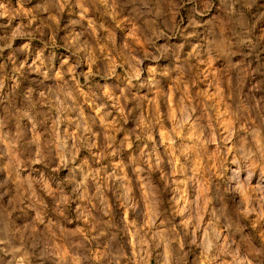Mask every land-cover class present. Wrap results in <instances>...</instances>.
Returning a JSON list of instances; mask_svg holds the SVG:
<instances>
[{
	"label": "clouds",
	"instance_id": "clouds-1",
	"mask_svg": "<svg viewBox=\"0 0 264 264\" xmlns=\"http://www.w3.org/2000/svg\"><path fill=\"white\" fill-rule=\"evenodd\" d=\"M0 264H264V0H0Z\"/></svg>",
	"mask_w": 264,
	"mask_h": 264
}]
</instances>
